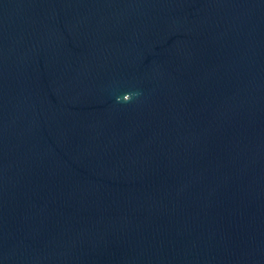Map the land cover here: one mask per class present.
Masks as SVG:
<instances>
[{"label":"water","instance_id":"1","mask_svg":"<svg viewBox=\"0 0 264 264\" xmlns=\"http://www.w3.org/2000/svg\"><path fill=\"white\" fill-rule=\"evenodd\" d=\"M0 264H264V0H0Z\"/></svg>","mask_w":264,"mask_h":264}]
</instances>
